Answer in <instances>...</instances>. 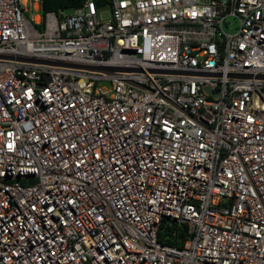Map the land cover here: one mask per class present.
<instances>
[{
  "label": "built area",
  "instance_id": "obj_1",
  "mask_svg": "<svg viewBox=\"0 0 264 264\" xmlns=\"http://www.w3.org/2000/svg\"><path fill=\"white\" fill-rule=\"evenodd\" d=\"M108 8L0 0V264H264V0Z\"/></svg>",
  "mask_w": 264,
  "mask_h": 264
},
{
  "label": "trees",
  "instance_id": "obj_2",
  "mask_svg": "<svg viewBox=\"0 0 264 264\" xmlns=\"http://www.w3.org/2000/svg\"><path fill=\"white\" fill-rule=\"evenodd\" d=\"M87 0H41L42 13L49 12L60 13L66 11H75L81 8ZM98 8L106 7L110 4L111 0H93ZM176 233V236L172 234ZM186 232V226H168L163 225L162 231L159 234V242L166 245H182L184 235Z\"/></svg>",
  "mask_w": 264,
  "mask_h": 264
},
{
  "label": "water",
  "instance_id": "obj_3",
  "mask_svg": "<svg viewBox=\"0 0 264 264\" xmlns=\"http://www.w3.org/2000/svg\"><path fill=\"white\" fill-rule=\"evenodd\" d=\"M10 59H14V58H10ZM19 61H24V62H33V63H40V64H49V65H56V66H69L72 68H76V69H85V70H90V71H97V72H103V73H111L113 71V69L110 68H103V67H86V66H71V65H67V64H61V63H51V62H42V61H38V60H24V59H18Z\"/></svg>",
  "mask_w": 264,
  "mask_h": 264
},
{
  "label": "rangeland",
  "instance_id": "obj_4",
  "mask_svg": "<svg viewBox=\"0 0 264 264\" xmlns=\"http://www.w3.org/2000/svg\"><path fill=\"white\" fill-rule=\"evenodd\" d=\"M99 9H101L102 10V18H104V19H106L107 17H109V8H108V6H106V7H103V8H99ZM66 14H68V13H72V11H66L65 12ZM32 16H36V13L35 12H26V17L28 18V19H31V17ZM100 85L101 86H109L110 84L109 83H106V82H101L100 83Z\"/></svg>",
  "mask_w": 264,
  "mask_h": 264
}]
</instances>
